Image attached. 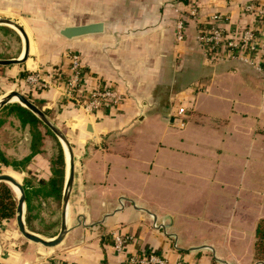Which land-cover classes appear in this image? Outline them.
Returning <instances> with one entry per match:
<instances>
[{
    "label": "crops",
    "instance_id": "crops-1",
    "mask_svg": "<svg viewBox=\"0 0 264 264\" xmlns=\"http://www.w3.org/2000/svg\"><path fill=\"white\" fill-rule=\"evenodd\" d=\"M190 1L197 16L186 18L177 41L172 0H0V17L19 22L28 38L22 63L0 65V98L23 86L73 153L66 233L50 247L29 241L13 232L14 212L0 219V264H139L129 259L142 252L162 254L165 264H262L253 241L264 219V0ZM211 13L224 18L228 36L252 30L259 70L222 49L204 57L196 34ZM88 23L101 30L70 39L57 33ZM0 27L14 36L0 58L20 56L19 34ZM68 52L78 55L88 85L113 87L115 106L85 114L62 83L25 86L22 71L66 70ZM180 104L186 110L177 115ZM1 118L0 151L19 160L30 152L28 127L7 110ZM48 138L23 170L8 166L7 174L44 179L35 172L45 174ZM63 170L64 182L66 155ZM113 234L128 237L120 252Z\"/></svg>",
    "mask_w": 264,
    "mask_h": 264
},
{
    "label": "built area",
    "instance_id": "built-area-1",
    "mask_svg": "<svg viewBox=\"0 0 264 264\" xmlns=\"http://www.w3.org/2000/svg\"><path fill=\"white\" fill-rule=\"evenodd\" d=\"M172 4L176 14L173 21L174 38L180 41L184 38L186 18H196L197 9L194 2L190 0H172ZM244 7L248 11L254 8L253 4H247ZM258 12L259 15H264V8L258 10ZM223 19L220 14L211 13L197 29L196 40L204 57L211 59L214 55L220 53L219 50L222 49L231 58L233 57L240 62L252 66L255 70H259V66L252 59V51H254L252 30L245 27L239 33L232 32L228 36L221 27ZM67 57L69 58V63L66 70L54 67L45 73L35 69L25 75L22 79L23 83L26 87L33 90L48 89L57 83H62L65 86L64 96L78 106L85 114H91L103 106L110 107L117 104L120 96L117 95L112 86L99 81L88 85L83 79V70L78 55L74 52H68ZM81 92H84L85 95L79 100L78 94ZM185 110L186 106L180 104L175 109V113L182 115ZM157 225L153 223L154 227ZM127 240V236L112 235L113 247L117 252L123 249V245ZM129 260L131 262H138L139 264L166 263L162 254L151 252H142L139 255L131 257ZM215 264L226 263L218 262Z\"/></svg>",
    "mask_w": 264,
    "mask_h": 264
},
{
    "label": "trees",
    "instance_id": "trees-1",
    "mask_svg": "<svg viewBox=\"0 0 264 264\" xmlns=\"http://www.w3.org/2000/svg\"><path fill=\"white\" fill-rule=\"evenodd\" d=\"M9 32L12 31L6 28ZM3 66H0V71ZM31 71H22L20 77L24 78L26 74ZM1 109H7L8 113H13L22 126H27L30 134L29 148L30 152L19 160H7V158L0 151V163L4 166H9L13 170H23L25 164H27L35 153L41 152L40 145L43 135H49L54 139L55 152L52 157L49 158L50 174L46 180L38 179L34 183L27 178L22 179L21 186L25 195L24 206V223L26 226L32 229V217H33V199H45L46 197H54L57 200L60 199L62 182H63V153L59 142L52 134V132L43 125L28 109L19 105L18 103H10L4 105ZM45 113V112H44ZM0 117V125L2 123ZM16 200L14 198L13 191L9 185L0 181V219L11 217L14 214ZM254 256L261 260L264 264V219H260L256 222L254 228V241H253Z\"/></svg>",
    "mask_w": 264,
    "mask_h": 264
},
{
    "label": "water",
    "instance_id": "water-1",
    "mask_svg": "<svg viewBox=\"0 0 264 264\" xmlns=\"http://www.w3.org/2000/svg\"><path fill=\"white\" fill-rule=\"evenodd\" d=\"M0 24L6 26L10 25L14 30L17 31L23 42L21 55L15 58H0V65L22 63L26 59L28 54V38L25 33V30L18 22L7 17H0ZM100 30H101L100 23H88L81 25L64 26L58 29L57 33L64 38L70 39L73 37H77L93 32H98ZM12 96H16L18 103L21 106L28 109L43 125H45L52 132V134L55 136V138L60 144L63 155H64L63 147L66 149L67 152V174L66 177L64 178V182L61 190V196H60L59 228L56 235L53 236L51 239H45L39 236L38 234L29 231L28 229L25 228L24 220H23L25 195L21 183L15 181L10 175L6 173H0V181L15 186L18 191V195L16 196L15 209H14L15 212L14 219L19 234L23 238L38 243L42 246H46V247L54 246L58 242H60V240L67 231V227L65 223V209H66L69 191L72 184L73 153L71 150V146L67 138L65 137L64 133L45 116L44 112L40 108H38L22 93L16 90H10L6 94H4L0 98V109L9 102ZM260 263L263 262L261 261Z\"/></svg>",
    "mask_w": 264,
    "mask_h": 264
},
{
    "label": "rangeland",
    "instance_id": "rangeland-1",
    "mask_svg": "<svg viewBox=\"0 0 264 264\" xmlns=\"http://www.w3.org/2000/svg\"><path fill=\"white\" fill-rule=\"evenodd\" d=\"M20 23H21V21H20ZM12 41H14L13 34L11 32H9L5 27H0V54L1 55L8 54V52L12 46ZM13 90H16V91L22 93L27 98L28 94L25 92L23 86H20L17 89H13ZM10 103H14V102H8L7 104H10ZM6 110L7 109H0V117L5 114ZM5 138L6 137H4V139ZM10 147H12V146L10 145ZM44 148H45L43 150L44 155H45L47 161H49V158L52 157L54 155V152H55L54 139L49 137L47 142L44 145ZM2 152L4 153L5 151H2ZM47 165L45 168V174H40L39 171L35 172L37 177L38 176L43 177L44 179H45V177L48 178V175L50 174V166H49V163ZM8 168H9L8 166H4L3 164L0 163V173H6L7 174ZM63 173H64V170H63ZM22 176H23V178L25 177L27 179H30L33 183L36 181L35 176L30 174V172H28V173L25 172L24 174H22ZM19 182L22 183V180H19ZM13 191H14L13 192L14 198L16 200V196L18 194L14 189H13ZM32 203L34 206L32 224H31L33 231L30 230L26 226V224L24 223L25 228L28 229L29 231H32V232L38 234L41 237H48L52 233H55V231L59 227L60 199L57 200L54 197H48L45 200L33 199ZM23 220H24V214H23ZM4 226H3V228H4ZM12 226H13V229H15V231H13V232L14 233L17 232V234H19V232L17 231L15 223H13Z\"/></svg>",
    "mask_w": 264,
    "mask_h": 264
},
{
    "label": "bare ground",
    "instance_id": "bare-ground-1",
    "mask_svg": "<svg viewBox=\"0 0 264 264\" xmlns=\"http://www.w3.org/2000/svg\"><path fill=\"white\" fill-rule=\"evenodd\" d=\"M8 27H10V28H12L10 25H7ZM13 29V28H12ZM16 31V30H15ZM17 32V31H16ZM15 101V102H18V100H17V98H16V96H12L11 98H10V100H9V102H12V101ZM63 149H64V156L66 155V159H67V152H66V149L63 147ZM66 176V175H65ZM8 185L9 186H11L16 192H17V194H18V191H17V189H16V187L15 186H13V185H10L9 183H8ZM66 214H67V209H66Z\"/></svg>",
    "mask_w": 264,
    "mask_h": 264
}]
</instances>
